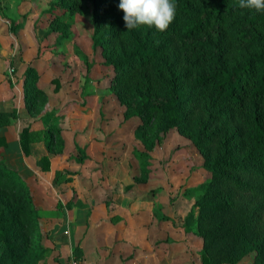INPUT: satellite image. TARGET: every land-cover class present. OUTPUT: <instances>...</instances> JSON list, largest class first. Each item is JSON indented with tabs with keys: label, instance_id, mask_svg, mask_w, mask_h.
<instances>
[{
	"label": "trees",
	"instance_id": "obj_1",
	"mask_svg": "<svg viewBox=\"0 0 264 264\" xmlns=\"http://www.w3.org/2000/svg\"><path fill=\"white\" fill-rule=\"evenodd\" d=\"M90 1L91 46L100 48L101 63L113 71L108 87L124 106L123 119L139 118L134 137L144 148L131 151L141 176L151 171L150 151L160 132L175 128L189 138L210 173L185 190L195 199L183 225L201 237L200 264H236L250 252L264 264V12L242 9L239 0H173L176 16L167 30L146 25L128 30L120 0ZM57 8L62 12L52 13ZM47 11L52 13L47 31L61 46L72 37L68 17L82 11V0H50ZM75 53L88 70V54L78 44ZM38 78L29 62L22 90L31 114L40 112L47 97ZM52 80L56 90L59 82ZM17 116L16 107L0 108V126ZM60 131L54 123L40 130L24 125L20 148L29 154L30 142L43 139L49 152H60ZM6 144L0 134V147ZM71 157L82 162L88 154L76 144ZM39 161L49 168L47 155ZM41 216L29 184L0 158V264H36L43 257L42 242L28 246ZM20 237L24 243L18 248Z\"/></svg>",
	"mask_w": 264,
	"mask_h": 264
},
{
	"label": "crops",
	"instance_id": "obj_2",
	"mask_svg": "<svg viewBox=\"0 0 264 264\" xmlns=\"http://www.w3.org/2000/svg\"><path fill=\"white\" fill-rule=\"evenodd\" d=\"M28 61L26 57L23 60L14 58L16 74L21 76L18 84L22 85V75ZM4 65L0 60V75ZM48 71L46 68L42 74ZM38 72L40 74L41 70ZM59 80L56 90L55 85L51 88L48 85L46 94L53 99L51 105L54 108L44 111L42 117L33 116L27 110L22 86L21 98L17 95L15 102L10 94H0V108L11 110L14 103L18 112L17 118L0 126V134L7 141L0 151L29 184L34 201L42 210L40 222L46 232L41 242L45 253L36 264H73V259L78 264H200L202 240L195 259V248L189 244L190 235L195 231L184 228V215L179 224L174 223L169 214V218L163 217L166 214L163 209L164 196L166 200L168 196L162 192L166 190L167 180L160 187H151L150 194L147 193L149 181L156 177L154 148L150 151L151 171L145 177L141 176L139 163L133 154L129 156L125 150L120 152V159L110 156L108 143L111 134L108 132L115 129V124L99 117L98 93L92 90L89 95L91 99H87L84 107H81L80 102L74 101L78 100L75 90L71 91L63 85L62 79ZM50 123L61 128L64 139L62 151L49 152L43 139H40L30 142L31 151L24 154L19 143L21 127L29 125L31 129L40 130ZM137 124L132 128L133 137ZM133 139L141 144L139 148H144L140 140ZM76 144L83 146L88 154V158L82 162L71 157L76 153ZM191 147L197 150L193 143ZM198 151L196 159L199 157ZM43 155L49 158L48 169L41 167L39 160ZM130 170L133 171L132 175ZM185 187L182 191L184 198L194 201L195 195L187 194Z\"/></svg>",
	"mask_w": 264,
	"mask_h": 264
},
{
	"label": "rangeland",
	"instance_id": "obj_3",
	"mask_svg": "<svg viewBox=\"0 0 264 264\" xmlns=\"http://www.w3.org/2000/svg\"><path fill=\"white\" fill-rule=\"evenodd\" d=\"M49 1L0 0V60L5 64L0 75V94L3 96L10 94L13 102H15L14 98L17 95L19 99L21 98L20 90L22 85L21 83L18 84L21 76L16 74V66L13 61L15 57L21 60L26 57L29 60L28 62L34 63L38 71L41 70L38 86H41L44 90L48 89V85L49 88L55 85L52 78L60 79L59 81L62 79L64 86H68L71 91L75 90L78 100L75 99L74 101L80 102L81 107H84L83 105L87 99H91L89 95L92 90L98 93L96 96H98L99 117L104 120H111L110 122L115 124V129L108 132L109 135L111 134L108 143L110 156L113 155L120 159V152L125 150L131 156V150L134 146L141 147V144L133 139L132 130L139 119L124 120L123 105L119 104L118 99L107 88L112 71L101 63L100 48L93 49L91 46L93 29L92 2L90 0H82V11L68 17L71 21L72 37L65 39L63 44L58 46L55 45L56 34L49 33L47 28L49 19L52 17L51 14L61 13L62 9L57 8L50 13L47 11ZM12 20L16 27L15 30L11 28ZM76 44L87 51L89 60L91 58L92 65L91 67L89 66V70H87L88 64L82 62L75 53ZM46 68L49 69V73L42 74ZM91 86L95 87V89H91ZM50 98L48 95L45 100L42 97L41 100L43 102L40 101L42 103L40 112H34L33 116L39 115L42 117L44 111L54 108L51 105L53 99L51 100ZM14 106L13 103L12 108ZM158 139L159 142L156 143L152 150L153 158L155 159L153 165L156 169L154 176L156 177L149 181L147 193L150 194L151 187L154 189L160 187L161 183L164 184L165 180H167L166 190L162 192L168 196V200L164 196V214L166 213V216L169 214L174 223L179 224L181 217L185 215L193 202L191 199L188 201V199L184 198L182 193L184 187L203 181L210 173L208 174L202 166L203 158L199 151V157L195 158L197 147H195L197 150L194 149V151L191 147V140L179 134L175 128L160 132ZM0 158H3L2 151H0ZM129 167L133 169L132 164H129ZM132 173L133 171L130 170L131 175ZM187 175H191L190 178ZM5 217L7 218L8 215H5ZM40 219L41 217L39 218V230H35L32 233L31 242L28 245L32 249H35L36 245L41 243L42 238L40 236L46 232ZM2 221L6 222V219H2ZM15 242V246L18 248L24 243L21 237ZM189 244L195 248L194 257L196 259L198 257L197 248L201 244V238L196 232L190 235ZM236 264L259 263L255 259V253L250 252Z\"/></svg>",
	"mask_w": 264,
	"mask_h": 264
},
{
	"label": "clouds",
	"instance_id": "obj_4",
	"mask_svg": "<svg viewBox=\"0 0 264 264\" xmlns=\"http://www.w3.org/2000/svg\"><path fill=\"white\" fill-rule=\"evenodd\" d=\"M176 7L173 0H120L119 3L128 30L146 25L163 32L175 19ZM238 7L264 12V0H239Z\"/></svg>",
	"mask_w": 264,
	"mask_h": 264
},
{
	"label": "built area",
	"instance_id": "obj_5",
	"mask_svg": "<svg viewBox=\"0 0 264 264\" xmlns=\"http://www.w3.org/2000/svg\"><path fill=\"white\" fill-rule=\"evenodd\" d=\"M12 69V68H11ZM73 264H78V261L76 259H73L72 261Z\"/></svg>",
	"mask_w": 264,
	"mask_h": 264
}]
</instances>
